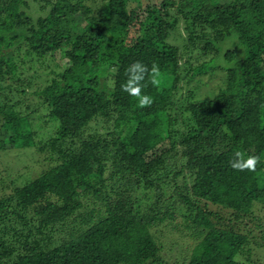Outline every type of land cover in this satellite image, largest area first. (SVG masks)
Returning a JSON list of instances; mask_svg holds the SVG:
<instances>
[{"label":"trees","instance_id":"obj_1","mask_svg":"<svg viewBox=\"0 0 264 264\" xmlns=\"http://www.w3.org/2000/svg\"><path fill=\"white\" fill-rule=\"evenodd\" d=\"M131 1L0 0V152L35 147L52 163L23 184L0 171V264H251V221L264 246V0L149 3L151 39L106 57L100 38L144 11ZM180 21L188 81L222 77L207 95L178 97ZM194 50L214 55L192 66ZM57 52L66 63L35 94L49 111L79 100L102 128L60 123L37 140L14 94L31 86L26 65ZM137 61L144 107L121 87ZM236 151L257 156L256 170H234Z\"/></svg>","mask_w":264,"mask_h":264},{"label":"rangeland","instance_id":"obj_2","mask_svg":"<svg viewBox=\"0 0 264 264\" xmlns=\"http://www.w3.org/2000/svg\"><path fill=\"white\" fill-rule=\"evenodd\" d=\"M141 1V0H140ZM133 5L136 4V1H131ZM143 5V10L145 11V6L149 3L159 4L160 0H143L141 1ZM132 5V6H133ZM174 10V9H173ZM141 11L139 14V19L135 21L132 25L125 28H117L110 35H108L107 41L103 43V37L100 38L99 42L102 45H107L104 49L106 52V57H113L117 53L118 47L128 43H136L142 39L149 40L151 39L150 25L154 21V16L148 14V12ZM186 32L184 31V23L179 22V27L176 33H174L170 40L171 42L178 44L180 46V51L182 53V66L183 79L180 81V90L178 91V97L186 96L189 89H194L195 92L201 96L207 95L210 91L217 88L218 85L222 84L221 76H211L205 75L201 80L198 77H195L191 82L188 81V65L184 64L185 60L187 61L188 53L184 47V37ZM117 47V49H116ZM222 51L233 49L235 47L234 41H227L223 44ZM185 50V51H184ZM199 50H194L192 52L191 65L197 66L204 60H208L211 56L214 55L211 52L207 56H200L198 53ZM110 57V58H111ZM224 61V60H223ZM26 65L27 71L23 74L28 81L31 82V86L26 88V92L19 94L18 92L14 94L15 99L20 101L19 111L20 114H30L33 115L37 120L34 122L35 128L38 132L36 136L37 140H46L50 138L56 131V127L62 123L69 130L77 128L79 125L85 126L87 124L86 130H92L98 127L101 129V125H97V122L92 118L91 112L87 109L85 105L82 104L79 100L66 102L65 100H60L58 106L53 110H47L44 106L42 98L35 94V91L42 87L46 82V79H49L53 76V72L59 71L61 66L66 63V59L62 56L61 52H57L55 56H48L40 61L30 62ZM223 63V62H222ZM204 81V82H203ZM181 95V96H180ZM49 112L53 114L54 117L48 116ZM48 153H40L35 147L19 149L12 148L7 151L0 152V171L7 180H15L17 184H23L26 181L35 178L39 175L40 172L47 169L52 163L45 160V156H48ZM171 168H178L177 165ZM182 181V179H180ZM15 183V184H16ZM211 209L222 211L225 217H230L232 212L229 210H222L216 205L209 204ZM263 218L262 224L264 225V211H259L258 214ZM252 229L251 236H253L254 241L262 236V230L255 228V222L251 221ZM165 231V230H164ZM168 234V231L166 232ZM179 235V234H178ZM177 235V236H178ZM188 237V236H186ZM166 252L172 246V240L170 236H167L164 240ZM255 242H252L250 247L252 248V262L251 264H264V246H257ZM260 242V241H258ZM186 245H189V241L185 242ZM165 254V253H164ZM171 261V260H170ZM171 264H174L171 261ZM176 264V263H175Z\"/></svg>","mask_w":264,"mask_h":264},{"label":"clouds","instance_id":"obj_3","mask_svg":"<svg viewBox=\"0 0 264 264\" xmlns=\"http://www.w3.org/2000/svg\"><path fill=\"white\" fill-rule=\"evenodd\" d=\"M152 84L159 85V73L158 69L152 68ZM149 69L143 63L137 61L130 65L127 69V82L123 84L122 90L128 93L130 96L137 97L138 103L141 107L148 106L152 103L151 98L148 95L143 94V88L145 87L144 81ZM259 158L255 155H248L241 151H236L233 159L230 161V165L234 170L243 172L245 170L255 171Z\"/></svg>","mask_w":264,"mask_h":264}]
</instances>
